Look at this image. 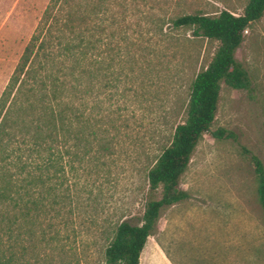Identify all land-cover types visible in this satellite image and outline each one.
Wrapping results in <instances>:
<instances>
[{"label": "rangeland", "instance_id": "374dc122", "mask_svg": "<svg viewBox=\"0 0 264 264\" xmlns=\"http://www.w3.org/2000/svg\"><path fill=\"white\" fill-rule=\"evenodd\" d=\"M47 1L0 0V91ZM246 2L109 0V11L89 16L90 26L105 19L95 26L104 32L90 38L101 40L96 49L103 50L111 34L122 47L119 57L102 54L111 87L99 96L102 110L92 113L113 120L112 151L92 171L77 170L70 222L59 228L58 241L40 244L37 264H103L111 228L121 220L135 223L145 201L159 198V189L147 195V167L184 120L190 82L217 46L192 36L190 28L171 29L169 20L220 10L240 15ZM245 30L234 59L247 73L249 90L221 84L213 122L178 181L187 198L159 212L139 264H264V217L250 160L255 156L264 170V13ZM218 128L234 139L212 138Z\"/></svg>", "mask_w": 264, "mask_h": 264}, {"label": "trees", "instance_id": "16d2710c", "mask_svg": "<svg viewBox=\"0 0 264 264\" xmlns=\"http://www.w3.org/2000/svg\"><path fill=\"white\" fill-rule=\"evenodd\" d=\"M108 1L48 0L0 91V264H37L40 244L58 241L59 228L70 222L77 170L92 171L111 155L108 123L114 128L113 120L92 113L102 110L99 96L111 87L102 54L110 50L119 57L122 47L111 34L113 39H106L103 50L98 46L95 53L101 40L90 38L104 32L95 26L105 19L88 24L90 15L109 11ZM263 12L264 0H247L240 15L220 10L169 20L171 29L190 28L192 36L217 46L190 82L184 120L173 127L168 144L147 167V195L159 189V198L145 201L135 223L121 220L111 228L103 264H139L159 212L187 198L178 181L213 122L221 84L249 90L247 73L234 53L243 30ZM211 136L234 139L222 128ZM250 160L264 217V170L255 156Z\"/></svg>", "mask_w": 264, "mask_h": 264}, {"label": "built area", "instance_id": "2783aa9c", "mask_svg": "<svg viewBox=\"0 0 264 264\" xmlns=\"http://www.w3.org/2000/svg\"><path fill=\"white\" fill-rule=\"evenodd\" d=\"M243 34H245L246 33V30H243V32H242Z\"/></svg>", "mask_w": 264, "mask_h": 264}, {"label": "crops", "instance_id": "0c3cea01", "mask_svg": "<svg viewBox=\"0 0 264 264\" xmlns=\"http://www.w3.org/2000/svg\"><path fill=\"white\" fill-rule=\"evenodd\" d=\"M263 13H264V12H263ZM262 15H263V14H262ZM261 17H262V16H261ZM261 17H260V18H261ZM260 18H259V19H260ZM259 19H258V20H259ZM252 23H253V22H252ZM250 24H251V23H250ZM250 24H249V25H250Z\"/></svg>", "mask_w": 264, "mask_h": 264}]
</instances>
